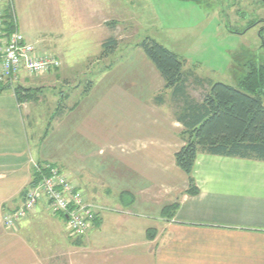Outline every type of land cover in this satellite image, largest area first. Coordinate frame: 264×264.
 I'll return each mask as SVG.
<instances>
[{
	"label": "crops",
	"instance_id": "crops-1",
	"mask_svg": "<svg viewBox=\"0 0 264 264\" xmlns=\"http://www.w3.org/2000/svg\"><path fill=\"white\" fill-rule=\"evenodd\" d=\"M84 1L91 9L80 13L71 30L70 37H78L70 50L63 30L49 40L27 39L60 61L55 71L27 79L36 82V94L19 103L12 89L0 90V264H264V162L199 153L192 168L198 193L185 194L187 179L177 172L174 160L183 145L181 98L165 88L138 44L126 47V53L118 47L121 39L115 30L122 22L112 18L106 23L100 13L104 8L100 10L93 0ZM4 8L5 15L11 8L16 17L12 0ZM127 12L126 19L136 17L131 6ZM16 25L20 31L17 17ZM111 37L117 40V48L100 56L101 44ZM77 43L87 48L82 57L72 52ZM79 59L96 81L90 80L82 96L77 90L82 73L76 71ZM68 76L71 81L63 80ZM187 79L188 97L200 101L207 84ZM49 81L65 90L59 92L57 105L58 96L49 94L43 106L50 111L47 126L55 139L47 135L30 139L24 118L35 114V102H45L40 97ZM93 90L101 92L92 98ZM68 99L74 102L67 108L62 101ZM84 101H88L85 106ZM35 127L31 124L32 132ZM58 132L64 133L63 144L67 137L77 141L74 150L87 139L94 146L90 152L96 162L75 167L48 152L47 144L56 147L60 142ZM105 156L109 157L106 167L98 163ZM36 164L60 168L86 201L107 209L85 237H70L65 216L52 214L45 203L33 208L15 229L3 225L5 213L22 204ZM136 195L146 200V209L135 207ZM153 198L162 200L163 206L154 204ZM176 203L173 217L161 215L165 205ZM148 229L156 231L153 239L147 238Z\"/></svg>",
	"mask_w": 264,
	"mask_h": 264
},
{
	"label": "rangeland",
	"instance_id": "rangeland-1",
	"mask_svg": "<svg viewBox=\"0 0 264 264\" xmlns=\"http://www.w3.org/2000/svg\"><path fill=\"white\" fill-rule=\"evenodd\" d=\"M118 2L120 4H117ZM92 3H95V6L100 10L104 8V11H100V13L108 20L106 23L111 22L112 18L117 19V22L118 20L122 22V25L120 24L121 26L115 31L118 33V38L121 39L118 47H124L123 52L126 53V47L130 46L128 48L130 49L146 37H151L179 56L180 60L184 62L182 66L184 73L190 74L197 83L202 81L203 84L211 86L219 82L240 89L239 83L250 62L259 63L264 59V0H93ZM12 4L20 33L25 35L26 39L30 42H35L36 39L42 41L43 38L49 40L55 32L63 30L66 31L64 34L65 44L71 42L68 44V49L73 46V43H76L74 39L78 37V34L70 37V32L76 27L77 20L82 17L83 14L80 13L88 8L84 0H12ZM130 6L133 12H137V14L134 13L136 16L134 19H126L124 15L125 13L127 18L130 16L127 12ZM89 9L91 8L89 7L87 11H90ZM73 16H78V18L73 20ZM132 27H134V31H132ZM123 31L129 32V34H124ZM74 45L76 47L74 46L72 52L77 56L82 57L87 52L84 44ZM136 48L140 49V53L145 57L140 46H136ZM145 59L147 58L145 57ZM78 62L81 64L77 65L76 71L82 73L77 77L80 82L77 90L81 95L88 88V83L93 79V75L87 74L86 66L82 65L84 61L79 59L76 63ZM93 70L95 71L96 68ZM70 78L68 76L63 80L71 81ZM92 81L96 82L95 79ZM49 82H45L43 94L40 97V100L45 97V102H35V114L30 115V118H26V116L24 118L30 139L33 136L44 138L46 135L48 139L54 138L53 132L47 126L50 120V111L44 109L43 106H45L46 100L48 102L49 96L47 95L49 94L58 96L55 103L57 105L62 97L59 92L65 90L60 84H53L54 81ZM21 84L32 89L36 86V82L33 80L24 81L23 79ZM99 92L101 91L93 90L92 98ZM195 95L197 94L195 93ZM62 102L64 107L68 108L74 99ZM87 102L84 101L83 106ZM29 103L33 104L34 102L30 101ZM24 111L26 115V110L24 109ZM30 123L36 124L33 132ZM63 137L64 133L58 132L56 138L57 140L61 139L58 145L55 147V145L47 144L45 149L57 156L60 155L65 163L68 160V163L75 167L82 164L91 166L96 162L95 153L90 152L94 146L87 139H85L86 142L81 141L82 148L74 150L72 145L77 141L74 142L67 137V141L63 144L61 143ZM108 160L109 157L105 156L98 163L106 167L105 162ZM177 172H180L181 176L184 175L182 171L177 170ZM136 196L138 203L135 207L146 209L147 202L143 196ZM153 201L154 204L163 206L162 200L157 201L153 198ZM96 205L103 211L107 210L99 204Z\"/></svg>",
	"mask_w": 264,
	"mask_h": 264
},
{
	"label": "trees",
	"instance_id": "trees-1",
	"mask_svg": "<svg viewBox=\"0 0 264 264\" xmlns=\"http://www.w3.org/2000/svg\"><path fill=\"white\" fill-rule=\"evenodd\" d=\"M5 17L6 26L11 27L13 17L9 9ZM117 44L113 37L104 41L100 56L112 53ZM138 46L164 80L165 88H172L183 102V108L178 113L183 125L179 134L183 145L174 153V160L187 179L185 194L198 193L192 168L199 153L264 162V59L259 63L250 62L239 83L240 89L219 82L211 86L205 84L207 90L201 100L194 101L188 97L186 90L187 78L192 76L184 73V62L179 56L149 37L138 43ZM194 83L203 85L202 81L197 83L194 80ZM6 88L0 86V90ZM33 90L36 89L18 85L13 92L21 103L23 99L29 100L36 94ZM42 175H47L46 169L41 174H33L30 186L36 185ZM177 208V203L165 205L161 215L171 218ZM155 233V230L148 229L147 238L153 239Z\"/></svg>",
	"mask_w": 264,
	"mask_h": 264
},
{
	"label": "built area",
	"instance_id": "built-area-1",
	"mask_svg": "<svg viewBox=\"0 0 264 264\" xmlns=\"http://www.w3.org/2000/svg\"><path fill=\"white\" fill-rule=\"evenodd\" d=\"M5 3L11 0H0V86L14 90L16 85L26 79L42 76L60 67L58 58L49 51H40L27 41L18 31L16 17L12 13V26L5 24ZM35 166V173L46 169L47 175L28 187L22 204L11 212H6L3 225L15 229L16 224L27 217L28 213L45 203L52 214H63L66 217L67 234L74 238H83L86 230L103 211L96 204L83 198L80 190L70 183L60 168L53 165Z\"/></svg>",
	"mask_w": 264,
	"mask_h": 264
}]
</instances>
